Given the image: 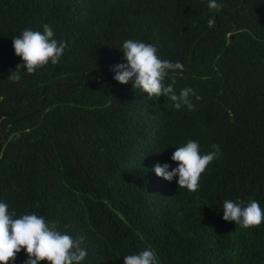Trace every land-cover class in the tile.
I'll use <instances>...</instances> for the list:
<instances>
[{
	"label": "trees",
	"instance_id": "16d2710c",
	"mask_svg": "<svg viewBox=\"0 0 264 264\" xmlns=\"http://www.w3.org/2000/svg\"><path fill=\"white\" fill-rule=\"evenodd\" d=\"M217 2L218 13L208 0H0V202L9 212L85 237L81 264H123L148 248L158 264H264V222L222 219L225 200L264 209V0ZM45 24L67 44L59 62L9 81L22 63L11 38ZM129 39L182 66L164 83L194 89L195 110L113 79ZM188 140L201 154L221 149L195 192L152 171L176 167L172 153ZM26 259L22 249L14 264Z\"/></svg>",
	"mask_w": 264,
	"mask_h": 264
},
{
	"label": "clouds",
	"instance_id": "9594fccd",
	"mask_svg": "<svg viewBox=\"0 0 264 264\" xmlns=\"http://www.w3.org/2000/svg\"><path fill=\"white\" fill-rule=\"evenodd\" d=\"M207 6L217 13L222 8L217 0H208ZM214 23V19L208 20L209 27ZM54 35L52 28L45 24L42 32L23 29L18 36L12 37L14 54L21 58L22 63L17 64L14 71L9 70L7 79L19 83L22 68L32 74L49 62L57 64L67 44L65 41H57ZM120 50L124 62L110 67V71L115 73V81L122 85L131 81L133 89H140L149 99L167 96L177 110L182 107L189 111L195 110L191 97L196 100L201 97L194 89L185 87L176 94L175 79L167 85L164 83L169 71L181 69L179 63L161 60L154 45L140 40H126ZM210 147V151L201 154L199 143L188 140L172 153L171 160L176 162V167L169 171L168 164H157L152 171L167 181L175 177L177 187L195 192L200 187L201 175L221 154L219 145L212 144ZM222 209L224 221L233 222L245 229L259 227L264 222V209L255 199H250L246 204L225 200ZM58 224V221H48L36 213L16 218L14 212H9L8 205L0 202V264H14L16 255L22 249L27 256L24 264H81L87 256L81 246L85 237L74 239L67 232L59 230ZM123 264H158V260L155 252L148 248L138 254L123 256Z\"/></svg>",
	"mask_w": 264,
	"mask_h": 264
},
{
	"label": "water",
	"instance_id": "95a60500",
	"mask_svg": "<svg viewBox=\"0 0 264 264\" xmlns=\"http://www.w3.org/2000/svg\"><path fill=\"white\" fill-rule=\"evenodd\" d=\"M189 65H190V63L187 64L186 67H189ZM98 79H99V78L97 77V75H95L92 81H97ZM58 84H60V83H58ZM43 99H44V96H43V94H42V100H43ZM27 115H28V114H24V115H20V116L14 118V119L9 123V126H10L14 121L19 120V119H21V118H25V117H27Z\"/></svg>",
	"mask_w": 264,
	"mask_h": 264
}]
</instances>
